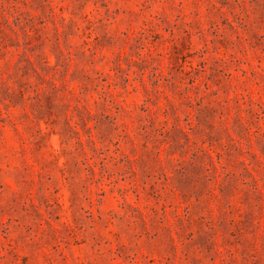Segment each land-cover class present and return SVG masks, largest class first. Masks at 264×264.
Listing matches in <instances>:
<instances>
[{
	"label": "rangeland",
	"instance_id": "rangeland-1",
	"mask_svg": "<svg viewBox=\"0 0 264 264\" xmlns=\"http://www.w3.org/2000/svg\"><path fill=\"white\" fill-rule=\"evenodd\" d=\"M0 264H264V0H0Z\"/></svg>",
	"mask_w": 264,
	"mask_h": 264
}]
</instances>
